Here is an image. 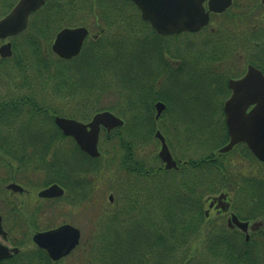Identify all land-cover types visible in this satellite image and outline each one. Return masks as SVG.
I'll return each mask as SVG.
<instances>
[{
	"label": "trees",
	"instance_id": "1",
	"mask_svg": "<svg viewBox=\"0 0 264 264\" xmlns=\"http://www.w3.org/2000/svg\"><path fill=\"white\" fill-rule=\"evenodd\" d=\"M247 2L235 0L234 7L246 8ZM16 3V0H0V6L3 4L5 8L0 19ZM126 8L135 12L138 29L133 28L132 21H126L129 16L124 13ZM92 17L95 21L90 22L88 18ZM66 27L99 29L95 38L87 40L80 56L71 61L60 60L51 51L56 34ZM178 38L167 40L157 35L129 2L46 0L45 6L32 16L27 32L13 39V57L0 59V76L14 72L22 78L36 75L42 89L51 95L43 102L33 95L0 101V156L22 161L21 155L28 153L29 166L45 169L48 184L59 183L68 190L72 178L80 187L86 182L82 181V175H96L106 171L105 167L124 174L118 182L119 208L105 218L106 231H99L95 238L91 264H203L192 250L199 246L220 263L264 264V258H255L250 253L253 242L246 244L228 232L216 231L204 211L206 200L229 185L235 186L237 181V178L232 180L229 169L224 170L221 178L217 177L218 168L213 161L217 158L216 151L229 140L221 107L228 96L227 82L235 76L222 78L207 66L208 62L226 61L235 47L229 45L227 50L214 33L213 43L205 42L213 48L207 57L205 53H197L193 54L196 58L189 60L184 56L186 51H173L164 44ZM187 51L194 52L190 48ZM165 55L180 65H172ZM192 73L197 74L199 82L187 85L185 77ZM161 75H169L167 82L163 80L165 86L170 83L169 93L156 91L163 79ZM115 89L125 92L121 94L126 100L124 108L104 106L101 102L107 91ZM156 101L165 103L166 112L173 111L178 119L174 120L173 131L183 148L205 149L206 146L212 154L198 160L184 157L188 164L181 166L179 172L165 171L141 159L140 151L157 144L154 137L157 130L173 148L169 139L171 129L163 122L164 118L162 123L154 120ZM103 111L122 118L129 112L130 118L124 120V127L109 135L103 131L100 159H91L81 152L54 123L56 116L88 123ZM177 124H181V129ZM14 128L20 131L14 140L9 139ZM67 142L70 145L65 149L69 154L53 148ZM103 158L107 160L102 161ZM243 185L247 204L253 206L248 217H264L263 174L261 178H249ZM260 245L264 247V240ZM24 263L59 264L36 247L29 257L22 254L1 264Z\"/></svg>",
	"mask_w": 264,
	"mask_h": 264
},
{
	"label": "rangeland",
	"instance_id": "2",
	"mask_svg": "<svg viewBox=\"0 0 264 264\" xmlns=\"http://www.w3.org/2000/svg\"><path fill=\"white\" fill-rule=\"evenodd\" d=\"M19 0H16V2H18ZM249 3L247 2L246 8L250 5V3H252V0H248ZM258 4L259 6H261L259 0ZM61 3H63L62 1H60ZM262 7V6H261ZM244 8V9H246ZM255 8V9H253ZM253 8L251 10H256L257 6L253 5ZM260 8V7H259ZM4 5L2 4L0 6V15L1 13L3 14L4 12ZM237 8H233L230 9L227 13H230L229 15L224 14L221 16H212L211 18V22L210 24L206 27V29L204 31H202L201 33L195 34L193 36L190 35H180L178 39H173L171 41H164L165 45H168L171 49L173 48V51L175 49H179L181 52L182 51H186V53L184 54L185 58L187 57L189 60L190 59H194L196 57L193 56L198 54H204L205 57H207V54H209L211 52V50H213L212 45L208 42H212L213 43V38H211L212 34H216V38L217 39H221L222 40V46H225L226 49L227 47L232 48L233 46L235 47L233 50V53L229 55V58L226 61H222V62H218V63H207V66L211 69H215L216 71V75H219L222 78L225 79H229L231 77H234L233 79L239 78L243 75H240V73H244L245 72V66L247 61H249L248 59H250L247 55V51H246V41H247V37L244 31V29H246V24L244 23L245 18H247L248 16H250L249 14L251 13L250 11L244 12V13H238ZM261 9H258V12L262 13L264 12L263 10L259 11ZM257 12V13H258ZM124 13H127L129 16L126 19L127 22L132 21L133 24V28L134 29H138L136 26V20L134 18V14L135 12H131L130 9L126 8ZM255 14V13H254ZM88 17H91L88 16ZM239 17V18H237ZM32 18V17H31ZM76 19H80L78 16H75ZM83 18H87V11L85 13H83ZM96 18V17H95ZM235 18H237L236 20V25H238V22H241V26L239 28H234L235 27ZM2 19V18H1ZM88 20L90 22L95 21L94 18L92 17L91 19L88 18ZM31 21V19H30ZM78 23V20H76ZM30 26V22L28 24V27L26 29V31H24L22 34H24L25 32H27V30L29 29ZM102 25H100V29ZM243 28V29H242ZM91 30V34H93V36H96L99 29H95L93 31L92 28H89ZM21 34V35H22ZM18 37V36H17ZM243 37V38H242ZM15 38V37H14ZM11 40L12 46H13V39ZM163 38H167V40L171 37H163ZM258 39V38H257ZM253 40H255L253 38ZM208 41L206 44L205 42ZM256 42H258V40H255ZM254 41V44H255ZM229 42V43H226ZM3 43L0 42V46ZM191 44V45H189ZM227 44V45H226ZM188 45V46H187ZM191 46H193L191 48ZM237 46V48H236ZM195 47V48H194ZM190 48L194 50V52H189L187 51V49ZM224 49V47H223ZM228 50V49H227ZM188 53V54H187ZM254 56H256V53H254ZM253 56V57H254ZM256 58V57H255ZM168 61H170V63L172 65H180V63H178V61H172L169 59V57L167 58ZM253 62H257L256 59L252 60ZM217 64V65H216ZM256 64V63H255ZM235 73L237 75H235ZM14 74V75H13ZM12 75H2L0 76V101L5 99V100H12L18 97H26L27 95H33L35 96V98H37V100L40 102H43L45 99H50L51 95L49 94V91H46L44 89H42L41 84L38 82V78L36 75H27V79L26 78H22L19 76L22 75H16L15 72ZM193 75H187L185 77L184 82L188 85L191 82L197 84L199 82V80H197L198 76L197 74L192 73ZM26 76V75H25ZM217 77V76H216ZM163 79H161L160 84L157 85L156 91H159L162 86H164L163 84ZM231 80V79H229ZM220 81V80H219ZM213 84L215 83L214 80L211 81ZM218 82V81H217ZM199 87H196V89H198ZM222 88V87H221ZM125 92H122L120 90H109L107 91V97H104L102 99V104H104V106H122V108H124L125 105V99L122 96ZM122 94V95H121ZM58 101H61V99ZM158 102L161 101H156L154 103V105ZM57 103V102H56ZM59 103V102H58ZM61 103V102H60ZM135 113V111H134ZM116 114V113H115ZM117 115V114H116ZM133 115V113H132ZM118 116V115H117ZM119 118L127 121L130 118V114L129 112H126L124 117H120ZM176 117V116H175ZM173 116L172 112H165L163 117L164 121L166 122V126L170 124V120L172 119H177ZM216 119V118H214ZM178 120V119H177ZM161 122V120H159V123ZM179 121H177L178 123ZM162 123V122H161ZM175 123V121L173 122ZM177 127L181 129V124H177ZM20 131L19 129L16 130V128H14V130L12 131V135H8L9 139H15L16 138V134L17 132ZM103 134H101L102 137ZM168 132H167V136H168ZM25 138V137H24ZM169 139L171 141L173 150V156L176 160H181L184 161V157L188 158V159H193V160H198V159H202L205 158L207 156L210 155L211 153V149L209 147L205 146L204 148H194L193 150L188 148L186 149L185 147L183 148L182 145L179 143V141L177 140V138H172L171 134L169 136ZM181 146V147H180ZM54 149H59L61 150L62 154H69L68 150H66L65 148H69V144L68 142L66 144H63L61 147L59 145H54L53 147ZM160 146L157 143L155 146H150L147 148H144V151H140L139 152V156L141 159L143 160H148V162H151L152 165L155 166H160V162L159 160L155 159L158 155ZM184 149V150H183ZM101 150V149H100ZM212 154V153H211ZM238 154H240V150H235L230 158H224L222 161V167L223 170L218 169L216 170L217 172V177L221 178L222 173H225L224 170H226L224 168L225 164H230L231 160H237L239 162L241 161H245V159H243L242 157H240ZM183 157V158H182ZM107 160V158H103L102 161ZM109 161V160H108ZM106 164L105 166H107V161H105ZM256 162V161H254ZM225 163V164H224ZM253 167L249 168L248 171H245L246 173L249 172V170H251V172L248 175H243L238 169H233V171L231 172V178L232 180L234 178H237L236 181V185L233 186V189L230 191H233V201H234V207H235V212L236 210L241 213V215H245L244 212H241L240 209L246 206L248 211L252 209V205L249 206L247 204V198L245 197L243 191H246V188L243 187L244 185L239 186V184L241 183L240 181L246 180L243 184H246L249 178H253L256 176H259L261 178V174H263L264 176V167H260V163H252ZM251 164H245L244 166H250ZM13 166V160L12 158L8 157L6 159V157L0 156V192L2 193L4 190V186L9 182V176H10V170ZM264 166V165H261ZM106 171H103L101 173H97L96 175L94 174H89V175H82L81 179H83L82 181H86L85 183H87V192L92 190V193H90V197H88L87 200H84V202L82 203H78L76 206L71 205L70 203L67 202H61V204H57L54 205L50 208L42 206L40 208L41 211H39L38 217H37V222L33 223V225L37 228L40 229H45V228H55L58 225L62 224L63 222L69 223L71 224L73 227L79 229L81 231L82 234V243L80 248L74 252L73 254H71L68 258H66L65 260H63V262L61 264H91L92 263V259H93V245L95 244V238L98 235L99 231H106L105 229V218H109L110 214L114 213L116 209L119 208V203L116 200V197H119L118 200H120L121 198V194H119V185L118 182L121 181L123 179L124 174L118 173L116 171V169L112 170H108L107 167H105ZM229 171V170H228ZM30 174V181L29 183L32 184L35 189H41V187L43 186V181H44V175L41 172H29ZM250 175V176H249ZM247 176L249 178H247ZM231 180V179H228ZM84 183V184H85ZM152 186H156V185H152ZM227 186V185H226ZM221 188V186L219 187ZM227 189V188H225ZM243 190V191H242ZM232 193V192H231ZM4 194L6 195V192H4ZM113 196L114 201L113 203L110 204L109 202V197ZM3 199L0 198V215L3 216V224H4V228L6 231H8L9 226H7L5 224L6 219H5V215H8V211H9V203H5V199L4 197H2ZM34 203H30L28 204V209L27 206H25L24 211H28V215L27 218L31 219V216H29L30 208H35L36 205H33ZM204 211L205 213L208 211V217H206L207 219H209L210 221H213L212 224L214 225L216 231H220V225L223 224L225 226L226 223V218H222L220 221L215 220V212L211 211V209H209L208 205L205 204L204 206ZM108 216V217H106ZM262 217V216H261ZM261 217L259 218H254V220L256 219L257 221L262 220ZM264 218V217H262ZM29 221V220H28ZM32 222V220H31ZM30 226V225H29ZM8 227V229H7ZM25 229L27 230H31L32 228H28V226L25 224ZM32 231V230H31ZM9 242L10 244H16L15 246H18L21 249V253L20 255L23 254V256H30V254L35 250V245L32 243L31 239H23L22 236V231L18 228L16 231H13V233H10L9 236ZM255 239L251 240V242H253L254 244L250 243V253L252 255H254L253 257H260V258H264V247H261V243L264 240V235H260V236H255L253 237ZM259 240V241H258ZM242 241V240H240ZM243 242V241H242ZM257 242H259V244H256ZM193 251H196V258L200 263L203 264H224V263H220L217 260L212 259L207 250H205V248L202 247H195L192 249ZM27 264V263H24Z\"/></svg>",
	"mask_w": 264,
	"mask_h": 264
},
{
	"label": "water",
	"instance_id": "3",
	"mask_svg": "<svg viewBox=\"0 0 264 264\" xmlns=\"http://www.w3.org/2000/svg\"><path fill=\"white\" fill-rule=\"evenodd\" d=\"M132 2L141 13L143 21L150 24L160 36L170 37L182 33H198L210 23L211 14L225 13L233 0H120ZM264 4V0H262ZM45 5V0H19L11 12L0 20V40L7 41L26 31L33 14ZM89 31L84 27L65 28L55 37L51 50L61 60L70 61L77 58L82 52ZM13 56L12 43L6 42L0 46V58L10 59ZM228 87L231 97L225 102L223 112L229 134V143L219 150L220 154L231 152L234 147L246 144L253 155L264 163V75L249 66L246 74L239 80H231ZM252 108L250 111L249 109ZM156 120H159L166 106L163 103L155 105ZM55 125L66 137L74 140L79 149L92 159L100 158L99 140L102 129L107 133L124 126V121L111 112L105 111L96 114L92 121L85 124L74 119L56 116ZM155 137L161 148L158 157L165 170H178L164 136L158 131ZM8 190H22L19 186L10 185ZM64 191L57 185L40 192L39 197L50 199L63 196ZM222 195L213 198L210 209L219 202L225 201ZM112 202V196L109 197ZM228 207V206H227ZM224 208V207H223ZM209 212H206L208 216ZM234 224L249 240V223L239 221L233 216L229 224ZM262 223L252 225V231H258ZM0 236L6 239L0 216ZM81 233L70 225L58 229L36 233L33 237L34 245L47 253L53 262H59L69 256L80 244ZM19 253V249H11L0 241V261L9 259Z\"/></svg>",
	"mask_w": 264,
	"mask_h": 264
},
{
	"label": "flooded vegetation",
	"instance_id": "4",
	"mask_svg": "<svg viewBox=\"0 0 264 264\" xmlns=\"http://www.w3.org/2000/svg\"><path fill=\"white\" fill-rule=\"evenodd\" d=\"M252 1L253 2L250 3V5L246 9L241 7V8H237V10H236L238 13H244V12L248 13L253 8V5L257 6V9L256 10H251L250 11L251 13L249 14L250 16H248L244 20V23L246 24V29H244L242 31L245 32L246 37H247L246 51H247V55H248V57L250 59H248L249 61H247V63H246L245 72L244 73H240V75H243V76L246 74L247 69H248V67L250 65L254 66L258 70H260L263 73V75H264V12H262V13L258 12V9H261V10L264 11V4L262 3V0H259L260 4L262 6L261 7V6H259L257 0H252ZM207 2H208V0L205 1L206 9H207ZM234 5H235V0H233L232 6L225 13H222V14H211L210 15V22H211L212 16L224 15L230 9H233ZM253 9H255V8H253ZM261 10H259V11H261ZM237 18H239V17H237ZM237 18H235V27L234 28L241 27V26H238V25H241L240 21L238 22V25H236ZM205 29H203L202 31H204ZM202 31H200L199 33H201ZM188 35H190V34H188ZM253 38L255 40H258V42L253 40ZM254 41H255V44H254ZM236 48H237V46H236ZM254 53H256V56H254ZM167 58H168V56L165 55V59H167ZM253 59H256L257 62H253L252 61ZM235 75H237V74L235 73ZM243 76H241L239 78H236V79H233V80H239ZM160 77L161 78L164 77V80L166 82L169 79V75H161ZM229 81L227 82V88H226V93H227L228 96L223 101L222 107H221V109H222L221 112H222L225 124H226V117H225V114L223 112V107H224L225 102L232 95V92H231V90L228 87ZM169 84L170 83H168L167 86H165V85L162 86L161 91L165 92V90H167V93H169V90H170V85ZM221 91H222V89H221ZM251 109L252 108H250L249 111ZM154 111H155V105H154ZM170 112L173 113V111H170ZM163 115L160 118L161 121H163V118H162ZM173 116H174V113H173ZM155 117H156V111H155V115H154V120H155V122L159 123V121H156ZM170 121H171L170 124L167 125L168 128L171 129L169 134H171L172 138H176L177 134L175 133V131H173V129H175V126H174V123H173L174 119H172ZM226 127H227V125H226ZM227 134H228V128H227ZM66 138H69V139H71L74 142V140L72 138H70V137H66ZM228 139H229V134H228ZM229 140L223 147H225L229 143ZM68 144H69V142H68ZM75 145H76V143H75ZM223 147L219 148L218 151H216V155H217L216 157L217 158H215L213 160V161H215V164H216L218 169L223 168L221 166L222 163H223L222 160L224 158H230L232 153L235 150H240V154H238V155L240 157H242L243 159H245V161L239 162L237 160L232 159L230 164L227 165V164L224 163L225 164L224 168L225 169H229L230 173L233 171V169H238L243 175H248L251 172L252 169L249 170V172H247V173L245 171H248L249 168L253 167L252 163H257V164L260 163V167H264V166H261V165H264V163L260 162L259 160H257V158H255V156L249 150V148L247 147L246 144L237 145L236 147H234V149L231 152L226 153V154H220L219 150L222 149ZM172 151L175 152V150H173V148H171V152ZM248 153H250L252 156H250ZM21 156L23 158L22 161L21 160H15V159L12 158L13 166H12V168L10 170L11 173H10V176H9V179H8L9 182L4 186V190H3V192L1 193V196H0L1 199H3L2 197H4V199L6 200L5 203L8 202L9 204L8 203L7 204L10 207L9 211H8V215L7 214L5 215V219H6L5 224L7 226H9V229L7 227L8 231L5 230L4 224H3L4 223L3 222V216L0 215L1 218H2L3 230L7 234L6 239H3L0 236V241L5 246H8L11 249H14V248L19 249V253L16 254V255H13L9 259H5V260L0 261V264L3 263L4 261L12 260V259H14V258H16V257H18L20 255L21 249L18 246H15L16 244H12L11 245L10 242H9V238H8L9 234L13 233V231H16L18 228L22 231L23 239H28L29 240V238H30L32 243H33V237H34V235L36 233H41V232H47V231L55 230V229H58V228H60L62 226H65V225L72 226L69 223L63 222L62 224L58 225L55 228L40 229V228L35 227L33 225V223L37 222V217H38L39 211H41V209H42L40 207L45 206V207H48V208L51 209L52 206L57 205V204H61V202H66V200L71 205L76 206L78 203H82V202H84V200H87L88 197H90V193H92V190L89 191V192L86 191L87 190V186H86L87 183L81 185L80 187L78 185L74 184L75 178L71 179L73 182L71 183V185H70L71 189H69V190L67 188L61 186L59 183H49L48 184L47 183V181H48L47 180V175L45 173L46 170L45 169H34V168H31L29 166V164H28V153L22 154ZM253 158L256 160V162H254ZM177 162L179 164L182 162V164L184 165V162H187V161L178 160ZM187 164H185V166ZM245 164H248V165L251 164V165L250 166H244ZM160 167L163 169L162 166H160ZM180 169H181V167H180ZM180 169L177 170V171L179 172ZM30 171L34 172L36 174H37V172H41L44 175L43 186L41 187V189H35V187L32 184L29 183V181H30L29 172ZM145 175L149 176V173L145 172ZM247 178H249V177L247 176ZM245 181L246 180L242 179L240 181L241 183L239 184V186L243 185V183ZM10 185L19 186L22 190H18V191L8 190L7 187L10 186ZM54 185L59 186L64 191L63 196L57 197V198H50V199H45V198H40L39 197L40 192H42L44 190H47V189H49L50 187H52ZM232 189H233V185H229L227 189H224V190L220 191L217 195L210 197L208 200H206L205 203H206V205H208V207L210 209V204H211V201H212L213 198H218V197H220L222 195H225L226 196L225 201H223L222 203L217 202L214 205V207L211 209V211L215 212V218L214 219L217 220V221H220L222 218L225 217L226 218L225 226L223 224H221L220 225V230H222L223 232H228L229 235L235 236V237L239 238L240 240H242L243 242H245L246 244H248V243L251 242L253 237L264 235L263 232H262L264 230V221L263 220L257 221L258 219L254 220L252 218L250 219V217H248V214L250 213L249 212L250 210L248 211L246 206L244 207V209L243 208L240 209V211L244 212L245 215H241V213H239L237 210L235 212V207H234L235 205H234V201H233V191H230ZM4 192H6V195L4 194ZM112 198H113V196H112ZM113 201H114V198H113ZM113 201L111 202L109 200L110 204L113 203ZM30 203H34V204H32V206L36 205V207L35 208H30L31 212L29 213V216L30 215H32V216H31V219L30 218L28 219L27 218L28 211H24V208H25V206H27L26 209H28V204H30ZM233 216H236L239 219V221H241L243 223H249V229H248L249 240L248 241L246 240L247 235L245 233H243L242 231H240V229L238 227H236L233 223L230 226L229 222H230V220L232 219ZM206 217H208V216H206ZM31 220H32V222H31ZM255 223H262L263 227L260 230H258V231H252L251 227ZM25 224L28 226V228H32L31 229L32 231L25 229ZM80 233H81V231H80ZM81 243H82V234H81V240H80L79 246L71 254H73L74 252H76L80 248ZM69 256H67L66 258H68ZM66 258L62 259L59 262H53L50 258L49 259L53 263L61 264L63 262V260H65Z\"/></svg>",
	"mask_w": 264,
	"mask_h": 264
}]
</instances>
